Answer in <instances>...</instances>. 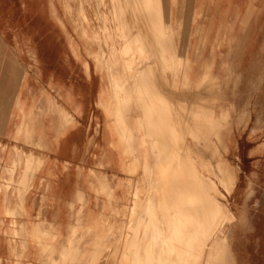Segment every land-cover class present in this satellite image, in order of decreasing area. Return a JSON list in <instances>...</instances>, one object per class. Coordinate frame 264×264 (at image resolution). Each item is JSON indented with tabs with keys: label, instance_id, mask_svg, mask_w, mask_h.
<instances>
[{
	"label": "crops",
	"instance_id": "1",
	"mask_svg": "<svg viewBox=\"0 0 264 264\" xmlns=\"http://www.w3.org/2000/svg\"><path fill=\"white\" fill-rule=\"evenodd\" d=\"M187 4V0H90V5L81 7L74 2L73 8L68 6L72 9L67 11L72 14L67 17L69 25L56 28L58 35L64 30L69 34L73 29V34L52 38L51 45L64 46L67 62L73 65L69 66L63 83L68 96L66 110L73 111L74 123L69 124L68 118L67 122L59 119L54 124L46 119V123L34 129L32 142L42 147L32 153L40 158L37 166L32 165L37 162L31 160V153L19 142L24 140L23 133L16 131L9 137L0 133L2 143L6 141L13 147L1 151L0 221L25 222L30 240L38 241L42 231H49L50 239L42 251L51 249L50 258L57 259L61 248L68 249L66 239L80 236L83 264H108V227L114 229L115 240L119 239L117 228L124 220L126 224L129 212L139 199L137 203L141 207L136 215L131 213L132 220L157 223L163 237L171 234L172 224L203 222L202 185L197 183L203 180L202 162L216 173L218 153L226 160L232 155L227 148L213 150V138H209L211 148L202 149L194 138L202 137L201 134L193 137L184 126L202 123L201 105L211 110V123L216 124L221 108L227 110L228 117L231 114L236 90H229L228 78L234 76V63L240 61L235 47H243L241 61L244 63L249 61L244 47L250 44L249 39L237 41L235 32L244 34L251 4L250 0H189L190 11ZM245 69L242 64L238 70L242 77ZM51 77L57 80L58 74L52 72ZM204 77L214 80L212 87L204 84ZM112 93L116 96L113 99L109 96ZM106 109L116 110L115 116ZM81 111L83 117H78L77 112ZM119 114L123 117H118ZM114 124L115 131H112L110 127ZM171 124L175 133L185 134L181 151L166 150L161 144ZM120 125L129 130L132 150L130 156L126 154L128 157L118 143L116 129ZM81 127L83 137L78 134ZM94 127L97 132L93 130L91 143L85 133ZM169 174L173 175L171 187L166 183ZM192 175H195L194 181ZM80 194L82 202L77 200ZM174 197L182 204V211L177 210ZM15 213L19 214L18 218L14 217ZM76 214L80 217L77 224ZM189 230L194 232L192 228ZM117 243L114 259L115 264H121L122 248L120 241L118 246ZM38 250L27 246L22 253L23 264L42 262ZM152 252L158 251L153 247Z\"/></svg>",
	"mask_w": 264,
	"mask_h": 264
},
{
	"label": "rangeland",
	"instance_id": "2",
	"mask_svg": "<svg viewBox=\"0 0 264 264\" xmlns=\"http://www.w3.org/2000/svg\"><path fill=\"white\" fill-rule=\"evenodd\" d=\"M238 1L240 0H236V2ZM74 2H78L81 6L90 5V0H0V133L9 137L17 130H21L20 133H23L24 140L19 142H23L24 150L31 153V160L37 162L33 163V166L39 164L37 159L40 158L32 153H36L42 148L32 142L34 129L36 130L46 123V119H49V123L54 124L59 119L62 122H67L68 118L69 124L74 123L73 111L66 110L68 96L65 83H63L67 80L69 66L73 67V65L67 62L64 46L51 45L52 38L59 39L58 37H62L63 34L68 36L65 30L62 35H58L59 30L56 28L63 27V24L69 25H67V17L72 14H67L70 9L67 6L71 5L73 8ZM187 2L189 4V0ZM250 4V17L244 34L242 31L235 32L237 41L242 42V39H249L250 44L244 47L249 61L244 63L241 61L243 47L237 45L235 48L239 50L238 59L240 58V61L234 63L235 74L232 78H228L229 90L232 88L236 90L235 105L229 117L227 115L225 124L222 123L218 128L217 135L210 136L214 139L215 149L225 150L227 148L231 150L232 156L227 160L223 158V160L234 172L232 186L227 190L219 185L220 197L216 196L215 192L212 194V191H210L211 195H206L210 198L209 208L212 210V219L205 218L207 216L201 210L204 208L201 206L203 222L200 225L185 221L170 226L171 234H175V236L167 238L165 244L161 246L158 256L159 264H174L176 255L178 259H182V263L175 264H210L211 259H217L214 264H224L219 261L218 244L222 247H230L233 264H264V0H250ZM189 9L190 5L187 10L190 11ZM244 22H246V18ZM70 34H73V29L70 30ZM204 36L206 37V35ZM242 64L246 66L244 77L238 72L241 70ZM52 72L58 74V81L55 78L52 79ZM52 80L55 81L53 82L55 88L52 86ZM202 114L204 116L203 111ZM77 115L83 117L82 111L81 113L77 112ZM221 120L223 121V119ZM217 121L221 122L220 119ZM232 121L241 124L232 125L230 124ZM23 126L29 128L28 134L24 129H21L24 128ZM87 128L89 129V127L85 129ZM94 128L85 133L90 136L91 143L94 139V131L97 132V127ZM82 133L81 127L78 134L83 137ZM190 133L194 134L191 130ZM204 135L203 133L202 137H194V135L193 137L202 149H210L211 142L210 140L206 142L203 139ZM163 136V146L166 150L179 151L176 146L177 142L173 138L168 139V133ZM192 140L194 139L192 138ZM17 141L15 139V142ZM9 148L13 147L9 146L6 141L2 143L0 139V166L3 160L1 151ZM218 154L221 158L222 153ZM188 161H190L189 158ZM202 165L203 173L201 175L206 184L208 179L216 180L215 172L204 164ZM177 175L178 173L174 176ZM192 176V181H194L195 175ZM172 177L173 175L169 174L166 180L171 182ZM196 177L198 178L197 175ZM200 182L201 188L207 190V186L199 179L197 183ZM77 200L82 202L83 196L80 194ZM225 205L233 215L231 220L228 211L225 210ZM178 209L182 211V208ZM18 216V213L14 214L15 218ZM123 218L125 219V212ZM74 219L76 224L80 222L78 214L74 216ZM126 224L124 220L123 224L117 228L119 240L122 235H125ZM43 228L44 226L41 224L40 229ZM108 228L106 260H110L107 261L108 264H115V259H113L115 258L114 243L118 239L115 240L114 229L111 230L110 226ZM190 228H196L197 233L201 231L202 235L210 237L199 238L200 244L193 243L194 237L191 239V243L185 246L184 242L187 239H184V233L185 230L186 233H190ZM216 228L217 231H215ZM26 234L28 235V230L25 222L0 221V264H23L25 261H23L22 253L27 246L34 247L35 251L36 248H39V258H42V262L38 264H83L80 243L82 238L80 236L66 239V244L67 240L69 244L68 249L66 250L67 247L61 248L58 258L53 259L50 258L51 249L48 252L42 251V246L45 245L46 240L50 239L49 231L48 233L42 231L43 238L40 237L38 241L27 239ZM140 235L139 233L137 236L138 240H140ZM145 236L144 231V235L141 237L142 244L154 239L153 237L147 239ZM142 244L140 246L139 244L133 245V248L140 250ZM146 247L150 251L149 244ZM143 249L146 259L148 256L151 261L152 253L149 251L146 253L145 246Z\"/></svg>",
	"mask_w": 264,
	"mask_h": 264
},
{
	"label": "bare ground",
	"instance_id": "3",
	"mask_svg": "<svg viewBox=\"0 0 264 264\" xmlns=\"http://www.w3.org/2000/svg\"><path fill=\"white\" fill-rule=\"evenodd\" d=\"M79 1V0H78ZM102 1V0H101ZM104 1V0H103ZM63 2V1H62ZM89 2V1H88ZM92 3V2H91ZM97 3H98V1H97ZM161 3V2H160ZM102 4V3H101ZM104 4H105V2H104ZM68 5V4H67ZM80 5V4H79ZM81 6V5H80ZM68 7V6H67ZM82 7V6H81ZM88 7V6H87ZM79 8V7H78ZM69 9V8H68ZM71 9V8H70ZM69 9V11H71ZM85 10V9H84ZM165 11V10H164ZM80 13V12H79ZM90 13V12H89ZM71 14V13H70ZM78 14V13H77ZM107 14V13H106ZM162 14V13H161ZM55 15V14H54ZM112 15V14H111ZM78 16V15H77ZM84 16V15H83ZM90 16H92V15H90ZM104 16V15H103ZM108 16V15H107ZM98 17V16H97ZM112 17V16H111ZM162 17V16H161ZM108 18L109 17H107L106 18V20L108 21ZM80 19V18H79ZM86 19V18H85ZM98 19V18H97ZM104 19H105V17H104ZM83 20V19H82ZM76 21H78V20H76ZM81 21V20H80ZM109 22H110V20H109ZM109 22H108V24H109ZM62 23V22H61ZM75 23V22H74ZM170 23V22H169ZM111 24V23H110ZM112 25V24H111ZM114 25V24H113ZM83 26V25H82ZM84 27V26H83ZM110 27V26H109ZM112 27H114V26H112ZM111 27V28H112ZM103 28V27H102ZM100 29V28H99ZM79 30V29H78ZM74 31H76V29L74 30ZM79 31H81V30H79ZM99 31V30H98ZM103 31V30H102ZM102 31H100L99 33H101ZM65 32H66V30H65ZM68 32V31H67ZM84 32V31H83ZM174 32H175V30H174ZM81 33V32H80ZM112 33V32H111ZM67 35H69V34H67ZM120 35V34H119ZM115 37V36H114ZM118 37V36H117ZM119 37H121V36H119ZM70 38V37H69ZM94 39V38H93ZM95 43H97V42H95ZM70 45V44H69ZM110 45H111V43H110ZM102 46V45H101ZM103 47V46H102ZM101 48V47H100ZM104 48V47H103ZM160 49V48H159ZM170 50V49H169ZM95 53V52H94ZM167 53H168V51H167ZM99 58V57H98ZM98 60V59H97ZM106 60V59H105ZM94 62V61H93ZM95 63V62H94ZM100 63V62H99ZM107 63V62H106ZM105 64V63H104ZM106 65V64H105ZM88 68V67H87ZM105 71V70H104ZM98 72V71H97ZM107 73H108V71H107ZM107 75V74H106ZM108 76V75H107ZM113 76V75H112ZM111 76V77H112ZM111 77H110V79H111ZM119 77V76H118ZM177 77V76H176ZM202 77V76H201ZM109 78V77H108ZM121 78H122V75H121ZM214 78V77H213ZM107 79V78H106ZM109 79V80H110ZM115 80V79H114ZM120 80H122V79H120ZM111 81V80H110ZM118 81H119V79H118ZM203 81H204V84H206L207 86H208V88H209V86H211V85H213V79H211V78H206V77H204L203 78ZM112 85L114 84V82H110ZM118 83V82H117ZM124 84V83H123ZM200 84H201V82H200ZM108 85V84H107ZM115 85V84H114ZM120 85H121V81H120ZM105 86V85H104ZM215 86V85H214ZM111 87H113V86H111ZM117 87V86H116ZM175 87V86H174ZM173 87V88H174ZM177 87V86H176ZM212 87V86H211ZM110 88V87H109ZM216 88V87H215ZM127 89V88H126ZM177 89V88H176ZM189 89V88H188ZM201 89V88H200ZM113 90H114V87H113ZM120 89H118V91H119ZM122 90V89H121ZM216 90V89H215ZM104 91V90H103ZM107 91V90H106ZM109 92H110V90H108ZM175 91V90H174ZM184 91V90H183ZM205 91H207V90H205ZM205 91H203V93H205ZM210 91V90H209ZM212 91H213V89H212ZM117 92V91H116ZM200 93H201V91H200ZM213 93H214V91H213ZM212 93V94H213ZM216 93V92H215ZM118 94H119V92H118ZM109 96L111 97V99H113L114 97H116L113 93L110 95L109 94ZM207 97H208V92H207V95H206ZM110 97L108 98V99H110ZM137 97H139V94H138V96ZM136 97V98H137ZM206 97V98H207ZM128 98H129V95L127 96V98H126V100H128ZM140 98V97H139ZM209 98H211V95L209 94ZM209 98H207V99H209ZM215 98V97H214ZM213 98V99H214ZM138 99V98H137ZM197 100V99H196ZM204 100H205V98H204ZM109 101V100H108ZM116 101H117V99H116ZM138 102H140L139 100H137ZM206 101V100H205ZM210 101H212V100H210ZM214 101V100H213ZM203 102V101H202ZM109 103V102H108ZM141 103V102H140ZM208 103V102H207ZM212 103V102H211ZM210 103V104H211ZM139 104V103H138ZM141 105V104H140ZM196 105V104H195ZM207 105H209V104H207ZM53 106V105H52ZM104 107L105 108H107L106 107V105H104ZM208 107V106H207ZM212 107V106H211ZM115 108V107H114ZM139 108L141 109V107L139 106ZM169 108V107H168ZM201 110L204 112V116H203V121H202V123L201 124H197V125H193V126H189V125H185L184 126V128L189 132L190 130H191V132H193L194 134V136H195V134H201V136H203V133L205 134L204 136V138L203 139H205V141L206 142H209V138H210V136H212V135H217V131H218V128L221 126V124L222 123H224L225 122V120H226V117H227V110L226 109H224V108H221L220 109V111H219V115H218V119H220V121L221 122H219V121H216V124L215 123H211V117H212V115H211V110H209V108H208V110H207V108L204 106V107H202V105H201ZM107 110H109V109H106V111ZM169 110V109H168ZM110 111V115L111 116H115V111L113 112V109L112 110H109ZM108 111V112H109ZM58 113V112H57ZM117 113V112H116ZM170 113V112H169ZM59 114V113H58ZM143 115V114H142ZM148 116V115H147ZM167 116V115H166ZM65 117V116H64ZM107 117H109V116H107ZM118 117H123V115L121 114H119L118 115ZM196 117V116H195ZM147 118V117H146ZM201 118V117H200ZM110 119V118H109ZM117 119H119V118H117ZM139 119V118H138ZM138 119H137V121H138ZM175 119V118H174ZM221 119H223V121L221 120ZM62 121V120H61ZM177 121V120H176ZM63 122H65V121H63ZM123 122V121H122ZM139 122V121H138ZM137 122V123H138ZM152 122V121H151ZM25 123V122H24ZM136 123V122H135ZM164 123H165V121H164ZM119 124V123H118ZM139 124V123H138ZM141 124V123H140ZM177 124V123H176ZM24 125V124H23ZM117 125V124H116ZM140 126V125H139ZM181 126V125H180ZM24 127V126H23ZM142 127V126H141ZM183 127V126H182ZM18 128H20V127H18ZM111 129H112V131H115V124H114V126H111L110 127ZM136 128H137V126H136ZM173 128H174V126L172 127V124H171V126H169V133H168V139L170 140V139H174L176 142H177V144H176V146H177V148H178V150L179 151H181V150H183V147H182V143H183V139H184V136H185V134L184 133H182V131L181 132H179V133H175V131L173 130ZM178 128V127H177ZM181 128V127H180ZM21 129H24V131L26 132V134H28L29 133V128L26 126V127H24V128H21ZM138 129V128H137ZM116 130H118V137H119V139H118V143H119V145H120V143H121V148H122V150H123V153H125L124 155H126V154H129L130 152H131V150H132V146L130 145V134H129V130L127 129V127H124L123 125L121 126H119V127H117V129ZM155 130V129H154ZM18 132H20L21 130H17ZM204 131V132H203ZM188 134V133H187ZM156 137H158L156 134H154ZM140 136H142V135H140ZM143 136H144V134H143ZM198 137V136H197ZM148 138H149V136H148ZM152 138V137H151ZM213 138V137H212ZM191 139V138H190ZM143 140V139H142ZM155 141V140H154ZM154 141H153V143H154ZM142 142V141H141ZM144 142V141H143ZM151 143V142H150ZM112 144L114 145V141L112 142ZM142 144V143H141ZM161 144H163L162 142H161ZM179 144H181L180 146H179ZM152 146H153V144H152ZM152 146H150V148H152ZM193 146H195V145H193ZM154 147V146H153ZM211 147V146H210ZM121 148H120V150H121ZM212 149L213 150H215V147L213 146L212 147ZM152 150V149H151ZM186 151V150H185ZM193 151V150H192ZM183 153H185L184 151H182ZM209 153V152H208ZM123 155V156H124ZM194 155V154H193ZM127 156V155H126ZM129 156H130V154H129ZM128 157V156H127ZM134 157V156H133ZM132 157V158H133ZM132 158H131V160H132ZM185 158H187V157H185ZM203 158V157H202ZM213 158H214V156H213ZM212 158V159H213ZM216 158V157H215ZM119 159H121V158H119ZM145 160V159H144ZM187 160V159H186ZM121 161V160H120ZM134 161H136V160H134ZM146 161V160H145ZM179 161H181V160H179ZM202 161V160H201ZM131 162V161H130ZM143 163H145V162H143ZM127 164V163H126ZM131 164V163H130ZM136 164V163H135ZM202 164H204V166H206L207 165V163H203L202 162ZM128 166V165H127ZM123 167V166H122ZM136 167V166H135ZM141 167H142V165H141ZM215 167H216V173H215V179L216 180H211V179H208V181H207V184H206V182L204 181V180H201V181H203V184L205 185V186H207V190H204V189H202V201H201V206L202 207H204L203 209H201V210H203L204 211V213L206 214L205 216H207V217H205V218H211L212 219V217H211V213H212V210H210V202H209V197L208 196H206V195H211V192L210 191H212V194H214V192L216 193V196L218 195L219 197L221 196V192H220V189H219V185H221L222 187H224V188H226L227 190H229L230 189V186H232V182H233V179H234V172H233V170H232V168L228 165V164H226V162L223 160V158H218L217 159V162H216V165H215ZM184 168V167H183ZM134 169V168H133ZM144 170V169H143ZM134 171H135V169H134ZM143 172V171H142ZM145 172V171H144ZM211 172V171H210ZM206 173V172H205ZM236 175V174H235ZM144 177V176H143ZM140 178V177H139ZM148 179V178H147ZM135 180V179H134ZM148 181H149V179H148ZM140 182V181H139ZM149 183V182H148ZM167 183V186H169V187H171V185H169V183H170V180L169 181H167L166 182ZM140 186V185H139ZM172 186H174V185H172ZM141 188H142V186H141ZM144 188V187H143ZM172 188H175V187H172ZM177 188H179L178 186H177ZM136 190H137V188H135ZM173 190V189H172ZM140 191H142V190H140ZM169 192V191H168ZM172 192H174V191H172ZM210 192V193H209ZM133 193H135V192H133ZM138 195H140V194H138ZM136 196V195H135ZM167 196V195H166ZM175 196V195H174ZM223 197V196H222ZM138 198H141L140 196H138ZM214 198V197H213ZM171 199V198H170ZM137 200V199H136ZM135 200V201H136ZM141 199H139L138 201H140ZM168 200H169V198H168ZM174 201H176V199H175V197H174V199H173ZM137 201V202H138ZM170 201V200H169ZM172 201V200H171ZM135 203L133 206V209H132V211L131 212H129V220H128V222H127V224H126V227H125V235H122V237H121V239L119 240H117L118 241V243H119V241H120V246H121V248H122V252H121V255H120V263L121 264H159V259H158V256H159V253H160V248H161V246H163L164 244H165V241H167V238H170V237H173V235L175 236V234H170V235H167V236H161V233H160V230H159V228H158V226H157V223H153V222H151V221H146V222H144V221H134V220H132V216H131V213L132 214H134V215H136L137 214V211L140 209V205H138V203ZM173 202V201H172ZM211 202H212V200H211ZM171 203V202H170ZM169 203V204H170ZM176 203H178V204H176L177 206L179 205V202L178 201H176ZM173 204V203H172ZM175 205V206H176ZM128 206V205H127ZM158 206V205H157ZM225 207H226V212L228 211V214H229V219L231 220L232 218H233V215L232 214H230L231 212L228 210V208H227V206L225 205ZM177 208H182V204H180ZM131 210V209H130ZM188 210H189V208H188ZM191 210V209H190ZM189 210V211H190ZM24 211V210H23ZM120 211V210H119ZM159 211V210H158ZM6 212V211H5ZM146 214H147V212H146ZM133 215V216H134ZM150 217H152V215L150 216ZM111 218V217H110ZM146 218V217H145ZM135 219H136V216H135ZM241 220V219H240ZM160 223H161V221H160ZM220 223V222H219ZM24 226V225H23ZM32 226V225H31ZM167 226V225H166ZM193 227V226H192ZM218 227V226H217ZM168 228V227H167ZM37 229V228H36ZM193 229V231L194 232H190V233H186V230H185V233H184V239L186 238L187 239V241L186 242H184V245L185 246H187V245H189L188 243H191V239L192 238H194L195 237V239H194V241H193V243L194 242H198V244H200V240H199V238H203V237H205V238H207V237H210V236H207V235H201V236H199V232L197 233L195 230H194V228H192ZM218 229L216 228V230L215 231H217ZM144 231H145V233H146V236L145 237H147V239L148 238H150V237H153L154 239H152L150 242L149 241H146L144 244H142L143 243V241L141 240V237L144 235ZM31 232H33V231H31ZM162 232V231H161ZM39 233V232H38ZM139 233L142 235H140V240H138L139 238H137V236H139ZM215 233V232H214ZM33 236H34V234H32ZM152 235V236H151ZM47 236V235H46ZM13 237V236H12ZM11 237V238H12ZM43 238V237H42ZM54 238V237H53ZM198 238V239H197ZM52 239V238H51ZM137 240H138V243H137ZM116 241V242H117ZM141 241V242H140ZM172 242V241H171ZM118 243H117V246H118ZM27 244V243H26ZM115 244V243H114ZM136 244H139V246L142 244V248L139 250V249H135V248H133V245H135L136 246ZM147 244H149V246L151 247L150 248V251H149V248H147L146 247V245ZM170 245H171V243H170ZM144 246H145V249H146V253H148V251L150 252V253H152V259H151V261H150V259L148 258V256H147V259H146V257H145V253H144ZM44 247H46V245L44 246ZM43 247V248H44ZM115 247V246H114ZM153 247L154 248H156L157 249V251L158 252H156V253H153L152 252V249H153ZM172 247V246H171ZM139 248V247H138ZM148 249V250H147ZM112 250V249H111ZM21 252V251H20ZM38 252V251H37ZM217 252H219V261H221V262H223L224 264H233V256H232V254H231V250H230V247L229 246H226V247H222V246H220L219 244H218V248H217ZM16 255H18V254H16ZM103 255V254H102ZM109 255V254H108ZM15 256V255H14ZM15 257H17V256H15ZM111 257H113V256H111ZM65 259L67 258L66 256L64 257ZM100 259V258H99ZM114 259V258H113ZM118 259V258H117ZM217 259H211L210 260V264H214V262L216 261ZM107 261H110V260H107ZM175 263H182V259H178L177 258V255L174 257V264Z\"/></svg>",
	"mask_w": 264,
	"mask_h": 264
}]
</instances>
